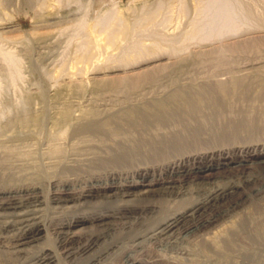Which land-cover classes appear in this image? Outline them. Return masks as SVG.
Segmentation results:
<instances>
[{
  "label": "bare ground",
  "instance_id": "obj_1",
  "mask_svg": "<svg viewBox=\"0 0 264 264\" xmlns=\"http://www.w3.org/2000/svg\"><path fill=\"white\" fill-rule=\"evenodd\" d=\"M177 1L176 12L192 11L189 0ZM149 2L138 11L155 8L164 15L169 10L166 1ZM222 6L218 17L209 16L211 25L205 13L200 27L192 18L189 35L176 39L179 47L175 39L165 44L154 29L144 35L153 43L138 49L137 61L125 53V63L115 66H147L184 54L190 45L239 35L243 27L238 23H244L225 18L230 5ZM252 7L258 14L264 11ZM116 8L108 4L94 21L101 31L92 28L90 39L97 56H102L100 44L113 42L125 28ZM163 15L162 22L167 20ZM220 19L223 24L217 26ZM6 24L0 22V29ZM244 44L239 41L232 50L241 52ZM223 47L202 55L219 59ZM199 51L191 49L179 62L194 65ZM213 68L208 76L182 82L163 101L125 109L120 119L118 114L110 120L0 127V141L14 142L4 149L0 142V264H264L257 262L264 234L253 221V215L264 212V73ZM230 110L243 111L233 116L226 114ZM14 158L26 161L14 163ZM47 207L59 216L43 218L40 212ZM238 212L237 220L223 225Z\"/></svg>",
  "mask_w": 264,
  "mask_h": 264
},
{
  "label": "rangeland",
  "instance_id": "obj_2",
  "mask_svg": "<svg viewBox=\"0 0 264 264\" xmlns=\"http://www.w3.org/2000/svg\"><path fill=\"white\" fill-rule=\"evenodd\" d=\"M149 1L150 0H0V22L7 23L0 29V127L81 122L85 120H110L115 117V119H118V116H116L118 114L120 119V115L123 114L125 109L130 110L133 108L139 110L144 107L146 108L158 102L157 100L163 101L167 99L170 91L189 78L190 80H196V78L200 76H208L210 73H214L217 68L214 69L213 64H219L224 70L229 69L232 72L235 70L233 73L236 74L237 72L239 74L242 68L245 70L247 69V73L250 75H254V72L257 74L264 73V0H262V2L258 0L261 3H258L257 0H240L239 2L241 3H238V0H236L237 2L235 0H205L202 2L203 4L199 3L202 0L199 2L198 0H189V2L185 0L186 3H190L189 6H191L190 9L192 10L188 12L187 15H185L184 12V14H182V12H176V7L178 9L177 0H163L166 1L167 6L170 5L169 10H165L164 15L163 13L161 14V12L159 13L155 8H150L152 11L155 9L157 13L154 11V14L150 10L143 13L145 9H142V11L140 9V11H138V8L142 7V3L145 8V4L147 3L148 5L150 3ZM208 1H210L209 4H207ZM232 1L234 2L232 3ZM181 2L183 3L184 0ZM110 3L113 4L114 9L117 7V14L115 15L117 17L120 16L118 19L122 24L121 26L125 28L121 34L123 35L122 37L118 35V37L115 36L116 39L114 37L113 42L111 40L107 43H102L103 45L100 44V48L103 46L105 48L103 47L100 49V52H102L100 55L102 54V56H97L95 53L96 47H94V45L92 46L94 42L91 43L90 39L94 32H98L99 34L101 31L93 27V24L94 21L102 15L103 9ZM196 3H199V6H196ZM256 3L263 6V12L261 11V14L251 11V8H253L252 6L255 5V7H258ZM134 4H136V6ZM204 4L208 5V7L206 6L205 8ZM226 4L230 6H228V11L226 10V12H223V15L225 18L229 17L230 19L231 17L234 21L236 20L237 23L240 20L244 23L242 25L239 22L238 24L240 26L237 24V26L243 27L240 28L241 32L239 31V35L242 36H239L238 33L234 34L232 37H229L230 35H227V37L224 35V37L215 39L214 42L212 39V43L208 41L209 45L207 42H202L201 45H198V48L197 45H190L191 48L185 50L186 52L181 51L184 52V54H172V59H163L147 66L141 65L133 68L127 66L123 69L115 66L120 63H125V60L122 58L124 57L123 55L127 53V55H130L131 58H135V61H137L139 59L138 57L136 58L137 53L141 56V50L138 49L141 47L144 48L147 45L150 47L153 43L151 42L152 40L148 41L147 37L144 35H148V33L153 32L154 29V31H158L159 29L158 32L162 33H160V37L163 35L160 40L163 39L164 42L165 39H171L172 43L175 39L173 43H179L177 45L179 47L181 42L176 39L183 37V35H185L184 37L189 35L188 32L192 29L190 27L194 24H192L190 20L194 19V21H197L198 19L199 21L201 17H205L206 15L207 20L210 15L212 16H210L211 19L214 17L216 18L220 14L218 13V8L221 9L219 6L223 5V8ZM200 5L202 9L205 8L203 10L201 9L202 12L199 10V8H201ZM261 5H259L260 7L258 8H262ZM173 7L175 8L173 9ZM205 10L207 11L205 12ZM169 11L171 12L169 13ZM195 12L198 13L194 14ZM204 13L206 15H202ZM255 14L258 16H255ZM162 15L164 19H167L163 21L164 23L161 21V19L163 20ZM241 16L243 18H240ZM250 16L253 18L252 20ZM144 17H147V19ZM194 17H197V19ZM258 17H260V19H258ZM210 18L209 20H211ZM254 18H256L255 21ZM222 19H220V21ZM257 19L259 21L262 20V22L259 23ZM256 20L259 24L254 23ZM189 21L190 25L188 24ZM206 21H203V23L206 24L209 22ZM213 21L214 20H211L209 24L211 25ZM220 21L217 22V26L223 24L224 20ZM125 22L127 25L124 24ZM161 22L163 24L159 26L158 24ZM197 23H200L199 27L202 25V21ZM249 23L256 25L252 27ZM82 24L86 28L83 27ZM248 24L250 26H248ZM260 24H262V29L260 27H257L260 30L254 28L258 25L260 26ZM130 25L134 26L131 28ZM188 25L190 26L189 28ZM210 25L207 24L206 26L204 25V27H209ZM246 25L247 30L251 27L249 28L250 31H247L246 28L244 29ZM243 30L244 32L242 34ZM181 32H183L182 35ZM250 33L253 35L250 36ZM129 34L132 35L130 36ZM222 38L223 40H221ZM175 41H177V43H175ZM239 41L243 42V44L246 43L244 44L245 46L242 48L241 52L236 50L233 51L232 47L237 45ZM89 43L90 46H88ZM164 43L171 44L170 41ZM216 43H219L221 46ZM213 45L214 47H212ZM222 46H224V53L217 55L223 57V59L220 57L222 61L220 58V60L217 59L218 57L216 56L214 59H211L202 55L207 53V50H218V48L220 49ZM200 47L202 51H199ZM105 49H107V51ZM191 49L192 51H195V49L199 51L198 53L200 55L197 62L194 65H184L182 62L180 63L179 60H181V57L184 58V56H188ZM183 65L184 68H182ZM108 66H110V68L112 66L114 68L117 67L118 69L111 71ZM174 66H176V69ZM188 66H190V68L185 71H177V69H185ZM257 71H259V73ZM65 88L69 90V92L66 93L64 91ZM32 96L33 98H31ZM256 104L259 105L255 102V105L253 104L254 107L257 106ZM262 104L264 106V103ZM241 111L230 110L229 112L226 111L228 112L226 114L229 115V113L232 112L231 114L234 116ZM31 119L36 120V123L30 122ZM32 135L34 134L32 133ZM6 136H8V134H6ZM27 141L32 144L35 142L33 140L29 141V139ZM27 141L24 143L27 144ZM13 143L14 142H11L10 139L3 137L1 142L3 146L2 149L6 148L5 146L8 148ZM42 146V149H45V146ZM15 159L16 158L12 160L14 163H23L26 161ZM28 162H30L29 159L27 160V163ZM223 182L227 184L226 181ZM241 209L243 212L248 211L246 208ZM40 214L43 218L48 216H59L49 207L40 212ZM234 216L228 218V221L223 225H231L234 219L237 220L241 216V212L234 214ZM253 216L255 217H253V221H256L257 229L260 230L261 234H264V212L260 215ZM50 242H48L50 245H54L53 240ZM259 255L260 260H257V262L261 263L264 261V250L260 251Z\"/></svg>",
  "mask_w": 264,
  "mask_h": 264
}]
</instances>
